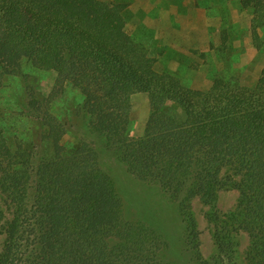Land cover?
I'll return each mask as SVG.
<instances>
[{
    "label": "trees",
    "instance_id": "1",
    "mask_svg": "<svg viewBox=\"0 0 264 264\" xmlns=\"http://www.w3.org/2000/svg\"><path fill=\"white\" fill-rule=\"evenodd\" d=\"M251 1L258 41L264 0ZM36 73L54 75L48 97ZM177 76L156 72L133 44L120 4L0 0V193L12 208L8 220L0 212V264H235L240 232L248 263L264 264V69L251 85L226 67L208 73L205 90ZM70 88L80 94L77 115L90 118L88 137H105L127 174L164 198L146 214L131 212L138 198L122 197L91 140L71 152L60 142L66 129L53 101ZM138 93L148 118L132 138ZM24 118L35 121L39 144L12 135ZM223 190L238 197L220 215ZM195 198L209 207L210 260L199 250Z\"/></svg>",
    "mask_w": 264,
    "mask_h": 264
},
{
    "label": "rangeland",
    "instance_id": "2",
    "mask_svg": "<svg viewBox=\"0 0 264 264\" xmlns=\"http://www.w3.org/2000/svg\"><path fill=\"white\" fill-rule=\"evenodd\" d=\"M123 6L126 30L133 44L141 47L154 61L158 73L170 72L192 90H205L209 86L206 75L226 67L239 77L241 83L251 85L264 69V27L254 40L250 27L252 3L248 0H102ZM227 64V65H226ZM39 92L48 97L54 92V75L36 73ZM67 97L53 101L54 113L65 124L66 133L60 141L66 151H73L80 143L91 140V145L99 151L104 171L115 182L122 197L130 194L138 198L129 206L134 215L146 214L149 206L158 204L164 198L153 186H146L134 180L108 149L105 137L91 135L90 118L77 115L78 105L73 98H80L72 88ZM130 136L139 137L148 118V102L144 94H134L131 98ZM35 121L24 118L20 129L12 135L30 137L39 144ZM15 143L16 138H13ZM36 139V140H35ZM14 143L11 147H14ZM128 195V196H126ZM237 191L223 190L218 193L216 208L220 215L233 210L237 201ZM208 206L198 198L192 201V215L199 237V250L204 259L210 260L216 254L212 225L206 218ZM154 211V210H153ZM0 212L4 221L10 219L12 208L0 193ZM178 225L177 230H181ZM5 238L4 227L0 226V252ZM235 264H249L246 251V233L238 235Z\"/></svg>",
    "mask_w": 264,
    "mask_h": 264
}]
</instances>
